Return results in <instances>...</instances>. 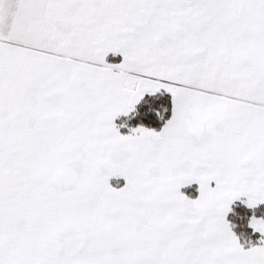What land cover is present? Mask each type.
Here are the masks:
<instances>
[{
    "label": "snow or ice",
    "instance_id": "6c2138e0",
    "mask_svg": "<svg viewBox=\"0 0 264 264\" xmlns=\"http://www.w3.org/2000/svg\"><path fill=\"white\" fill-rule=\"evenodd\" d=\"M0 264H264V0H0Z\"/></svg>",
    "mask_w": 264,
    "mask_h": 264
}]
</instances>
